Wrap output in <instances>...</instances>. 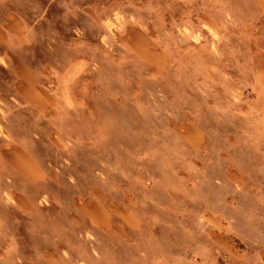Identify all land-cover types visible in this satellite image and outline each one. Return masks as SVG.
<instances>
[{
    "label": "rangeland",
    "instance_id": "obj_1",
    "mask_svg": "<svg viewBox=\"0 0 264 264\" xmlns=\"http://www.w3.org/2000/svg\"><path fill=\"white\" fill-rule=\"evenodd\" d=\"M0 264H264V1L0 0Z\"/></svg>",
    "mask_w": 264,
    "mask_h": 264
},
{
    "label": "crops",
    "instance_id": "obj_2",
    "mask_svg": "<svg viewBox=\"0 0 264 264\" xmlns=\"http://www.w3.org/2000/svg\"><path fill=\"white\" fill-rule=\"evenodd\" d=\"M259 1H264V0H259Z\"/></svg>",
    "mask_w": 264,
    "mask_h": 264
}]
</instances>
